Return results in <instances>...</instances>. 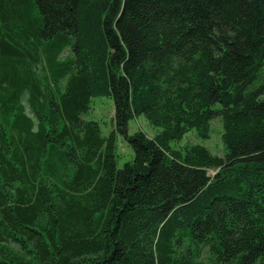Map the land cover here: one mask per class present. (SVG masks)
Returning a JSON list of instances; mask_svg holds the SVG:
<instances>
[{
  "label": "trees",
  "instance_id": "obj_1",
  "mask_svg": "<svg viewBox=\"0 0 264 264\" xmlns=\"http://www.w3.org/2000/svg\"><path fill=\"white\" fill-rule=\"evenodd\" d=\"M263 96L264 0H0V264H264Z\"/></svg>",
  "mask_w": 264,
  "mask_h": 264
},
{
  "label": "rangeland",
  "instance_id": "obj_2",
  "mask_svg": "<svg viewBox=\"0 0 264 264\" xmlns=\"http://www.w3.org/2000/svg\"><path fill=\"white\" fill-rule=\"evenodd\" d=\"M69 57V53L64 51L61 59ZM44 66V64L42 65ZM41 72V71H40ZM39 72V73H40ZM64 82L61 83L63 86ZM264 97V96H263ZM84 120H91L98 124L101 136L107 137L114 128V108L113 102L108 97H95L91 100L89 109L86 114L82 116ZM128 134L132 135L137 131H141L147 135L149 138H153L159 132V129L151 127L144 119L143 116H138L131 119L128 122ZM222 126L220 118H214L210 121V133L209 138L206 140L199 139L195 133L187 134L180 143H172L171 147L177 150H183L185 147L191 145H201L207 151H209L213 156L223 157L224 148L221 142ZM116 157H117V167L121 168L126 162H129L133 158V152L130 147H128L124 141L120 138L116 142ZM217 169H207V175L212 177L216 173ZM208 248H204L201 256V260L210 264L211 257L207 253Z\"/></svg>",
  "mask_w": 264,
  "mask_h": 264
}]
</instances>
